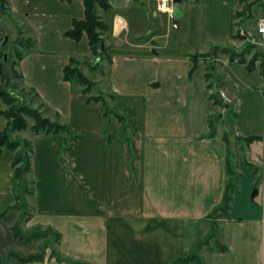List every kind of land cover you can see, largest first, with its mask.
<instances>
[{"label": "crops", "instance_id": "crops-1", "mask_svg": "<svg viewBox=\"0 0 264 264\" xmlns=\"http://www.w3.org/2000/svg\"><path fill=\"white\" fill-rule=\"evenodd\" d=\"M107 1L108 20L99 13L111 24L106 45L127 53L110 54L108 94L110 107L126 118L127 134L117 118L104 117L102 103L87 102L79 86L62 78L71 58L83 61L82 69L94 57L86 35L79 41L65 36L73 21L84 18L82 1L8 0L16 27L32 42L17 62L24 88L51 111L50 119L57 113L79 136L64 153L61 135L30 138L34 197L27 228L60 234L55 248L63 259L57 262L48 252L44 261L30 264H172L190 253L204 232L203 219L222 199L227 152L221 133L228 130L232 137L260 138L248 148L260 151L261 162L255 155L251 161L261 168L262 181L254 188L251 171L241 168L230 218L220 223L219 239L227 250L200 255L205 264H264V79L259 62L248 70L221 56L199 59L188 76L189 55L243 46L232 37L239 0H200L188 7L185 38L175 44L163 41L168 27L156 19L166 15L155 14L144 0ZM174 45L184 51L171 53ZM134 48L140 53L131 54ZM209 67L221 79L220 94L234 117L223 111L227 125L207 138L208 120L222 110L209 99ZM11 204L12 156L5 152L0 211ZM4 260L0 252V264Z\"/></svg>", "mask_w": 264, "mask_h": 264}, {"label": "trees", "instance_id": "trees-1", "mask_svg": "<svg viewBox=\"0 0 264 264\" xmlns=\"http://www.w3.org/2000/svg\"><path fill=\"white\" fill-rule=\"evenodd\" d=\"M69 1V0H63ZM84 6V18L82 20H75L72 23V28L65 33V36L74 40L79 41L83 35H86L88 44L90 47L91 54L101 61L105 59L108 63L110 62V54H127L126 51H115L106 45V40L111 36V24L106 22L99 15V10L109 12L111 10L107 0H81ZM200 1V0H196ZM245 0H239V6L242 5ZM8 5V0H0V9H4ZM248 9L244 8L242 11H235L232 14V20H242L247 15ZM241 21L238 22V24ZM178 23V20H177ZM237 24V25H238ZM235 25L233 24V27ZM232 37L235 40L244 41L242 37L236 32L233 33ZM25 50L29 49L32 42L30 39H21ZM244 47L238 50L233 47H216L215 51L208 53H195L189 55L188 58L192 62V68L189 70V78L197 68V62L199 59H208L215 56H221L229 61H238L239 63L245 64L248 70L254 68L255 62H259L260 74L264 79V53L260 50L255 49V45L247 44L244 41ZM5 48L0 50V75L4 72L7 64ZM254 51L251 58L247 59V56ZM17 62L22 58V54L16 53ZM5 57V58H4ZM83 61L71 58L69 64L63 69V80L71 84L80 87L81 94L87 97V102H100L103 105V115L106 119L107 116L117 118L124 127V131L127 134L128 125L126 118L117 112L113 107H110L104 97L101 94L93 95L92 91L96 88L95 83L90 80L81 71L80 65ZM88 67L92 70L98 69L99 66L93 67L88 64ZM13 65H11V68ZM20 78L21 76L18 75ZM205 79L207 82V90L210 91L209 99L212 104L224 111V114H230L232 117V109L229 103H226L220 94V82L221 79L214 73L212 67L207 68L205 73ZM31 94V93H29ZM36 96V95H35ZM0 100H6L7 102H16V98L12 95H7L4 90L0 87ZM51 111L44 106L39 104L38 107L33 108L29 105L27 107L20 106L16 109L10 108L7 112H0L9 122H7L6 129L0 131V159L5 152H9L12 156V179H13V204L8 205L6 208L0 211V219L7 213L12 211H23L27 206V198L34 197V181L32 179V144L30 140H13L10 138L9 132H20L29 130L32 135L45 134V135H61L65 138V147L67 141H77L79 136L73 133L69 125L60 121V116L57 113H53L54 119H50L48 114ZM26 115L31 120V125H28L23 115ZM222 121V114H215L208 120L209 132L207 138L213 137L217 134V123ZM110 137L108 127L106 124V138ZM128 140V138H127ZM237 142L245 143L247 145L254 141H259V137H235ZM222 141L226 145V158H225V184L222 194V199L219 205L210 212L203 222L210 226L209 234L204 239H198L193 250L185 255H182L174 260L172 264H205L201 257V248L206 245L208 241L212 240L213 248L209 252H225L227 247L216 238L217 232H220V223L223 220L230 218V211L235 200V196L239 193L240 180L242 174L235 170L232 165L230 158L229 139L227 133L222 135ZM68 148H65L67 150ZM246 167L251 171L254 177V188L262 181L261 168L246 162ZM32 216V215H31ZM43 229L42 227H33L29 232H23L17 229V232L13 233V237L19 242L29 244L31 241L44 240L46 236H50L59 244L60 234L54 232L51 228H44V233L41 234L37 231ZM46 249V248H45ZM46 251L43 250L39 254H30L26 257L15 256L17 261L21 264H30L42 262L45 259ZM50 258H54L57 262H61L63 259L58 255L56 248L50 250Z\"/></svg>", "mask_w": 264, "mask_h": 264}, {"label": "rangeland", "instance_id": "rangeland-1", "mask_svg": "<svg viewBox=\"0 0 264 264\" xmlns=\"http://www.w3.org/2000/svg\"><path fill=\"white\" fill-rule=\"evenodd\" d=\"M144 3H145L144 5H146L148 9L154 12L156 11L157 3L155 2V0H144ZM199 3L200 2L196 0H183V4L181 5V11H183L185 15L183 18L177 19L178 22H180V28H174L173 25L171 26L168 18L164 15L163 16L158 15L156 17L161 27L163 26L166 27V25L168 27L167 31H166V28L164 30V33L165 31L167 32V38L166 40L164 39L163 41H168L170 44H173V43L175 44V42L179 43L185 38L187 9L190 6H196ZM146 7L143 8L145 10H142V11H146ZM244 8L248 9L247 11L248 13L247 15H245V18L242 20H238V19L233 20V24L235 25L233 33L235 34L239 27L244 28L246 31H250L254 35L255 44H252L249 41H246V43L255 45L256 50H260L264 53V48L259 44L257 36L254 34L258 21L264 18V0H245V2L239 6L238 12L242 11ZM99 13L103 14V16H105V19L108 20L109 12H104L102 10H99ZM239 21L241 22L238 24ZM159 25L156 28V33L161 34V28ZM5 38L7 39L6 41H5ZM21 39H28L27 34H24L16 27L15 21L13 20L12 16L9 14L8 5H7L6 7H4V9H0V50L3 47L5 48L4 51H5L6 60H7V64L5 66L4 72L0 75V87L4 90V93H6L8 96L12 95L13 97H15L16 102L13 103V102H7L6 100L5 101L0 100V112H7L10 108L16 109L20 106L27 107V105H29L33 108H36L39 106V102L36 96L34 94H29L30 92L26 90V88H24L21 78L18 76L19 73L17 71L16 53L18 52L20 54H23L26 51L25 45H23V42ZM147 39L148 37L143 38L141 42L144 43L147 41ZM237 41H240V40H237ZM158 44L162 45L163 42L159 41ZM176 45H174L175 47L169 48L168 50H170L171 53H178V54L182 53L184 51L182 46L177 47ZM244 45L245 44L243 42V46L238 50H241L244 47ZM228 47H231V46L229 45ZM129 50L131 54L140 53L139 52L140 49L134 48V49H129ZM168 50H164L163 52H168ZM253 53L254 51H252L251 54L247 56V59L251 58ZM96 60L97 59L95 57H92L89 59V61L92 64L95 63ZM99 63H103L104 65L101 66V64H99V68L95 69L96 71L89 69L88 66H86V68H82L81 71L90 80L92 81L97 80V82H94L96 85V88L92 91V94L93 95L101 94L104 97L106 103L109 106H111L112 103L110 101V97L108 94L109 91L107 87V77H106V70L108 67V62L105 59H102L101 61L99 60ZM11 65H13L12 68H11ZM102 72L104 73V76L102 75ZM224 98H225V95H224ZM220 114H223V110L220 111ZM23 117L26 119L28 125H31V120L25 114L23 115ZM111 117H112L111 115L107 116V118H111ZM9 121L2 114H0V131H3L4 129H6L7 122ZM228 121L229 120H227V122ZM230 123H231V120L228 123L229 126H230ZM225 124H226V121H223V120L220 123H217V127H216L217 131L219 129L222 131L223 126H225ZM109 126H110V123L107 120V127L109 128ZM224 133H227L228 135L231 162H232V165L235 167V170L238 173H241L240 172L241 168L249 170L248 167H246L245 165L246 162L252 163L257 166V164L251 161V158L254 155H255V158H257L258 161L261 162V158H260L261 156H260L259 149L252 150L248 148L247 144L237 142L235 140V137H232V133L229 130L222 131L221 134H224ZM9 135H10V138L13 140H22V139L30 140V138L33 136L29 130L20 131V132H9ZM74 142L67 141L66 147L63 148L62 153L65 152L64 151L65 148H68L67 149L68 151L71 150L72 144ZM32 213H33L32 198H27V206L24 208L23 211L9 212L0 219V252L4 256V259H5L4 261L6 264L9 263L8 260H10L13 263L14 262L18 263L15 256L17 257L20 255L22 257H26L30 254L42 253L43 250H45L46 253H48L50 252L52 248L56 246V242L49 235L46 236L44 240L31 241L29 244H25L24 242H19L17 239L13 237V233L14 232L16 233L17 229L25 233L33 229V228H27V222L29 221ZM209 229H210V226L208 224H204V232L201 235L200 239H204L205 236L209 234ZM37 232L43 234L44 229H41L40 231H37ZM216 238L218 239L220 238L219 231L217 232ZM213 245L214 244L212 240H210L207 242L206 245L202 246L201 251L203 252V254H208V252L213 248Z\"/></svg>", "mask_w": 264, "mask_h": 264}, {"label": "built area", "instance_id": "built-area-1", "mask_svg": "<svg viewBox=\"0 0 264 264\" xmlns=\"http://www.w3.org/2000/svg\"><path fill=\"white\" fill-rule=\"evenodd\" d=\"M155 2L157 3L155 14H157V13L165 14L167 16L171 26L173 25L174 28H178L179 26H178L177 20L174 19L172 16L173 13L171 15H169L167 12L158 11V5H159V3H162L163 0H155ZM167 7H169V8L173 7L172 0H167ZM261 29H264V18H262L258 21L256 29L254 31V34L257 36V39L259 41V44L262 47H264V32H262ZM237 33L240 37H242L244 39V41H249L252 44H255L254 35L250 31H246L244 28L239 27L237 30ZM221 96L224 98L223 94H221Z\"/></svg>", "mask_w": 264, "mask_h": 264}, {"label": "water", "instance_id": "water-1", "mask_svg": "<svg viewBox=\"0 0 264 264\" xmlns=\"http://www.w3.org/2000/svg\"><path fill=\"white\" fill-rule=\"evenodd\" d=\"M182 2H183V0H172V3H173V7H172L173 14H172V16L176 20L183 17V13L180 10V6L182 5ZM6 40L7 39L5 38V41ZM98 65H99L98 59L95 61V63L91 64V66H93V67H97ZM256 195H257V190L253 189L252 194H251V199L253 200L256 197Z\"/></svg>", "mask_w": 264, "mask_h": 264}, {"label": "clouds", "instance_id": "clouds-1", "mask_svg": "<svg viewBox=\"0 0 264 264\" xmlns=\"http://www.w3.org/2000/svg\"><path fill=\"white\" fill-rule=\"evenodd\" d=\"M158 11L160 12H167L169 15L173 13V9L167 7V0H163L162 3H159L158 5ZM118 20H120L122 23H126L122 17H117ZM262 32H264V29H261Z\"/></svg>", "mask_w": 264, "mask_h": 264}]
</instances>
